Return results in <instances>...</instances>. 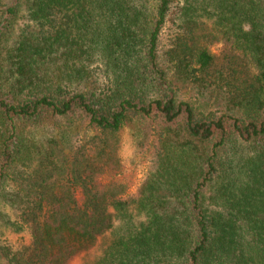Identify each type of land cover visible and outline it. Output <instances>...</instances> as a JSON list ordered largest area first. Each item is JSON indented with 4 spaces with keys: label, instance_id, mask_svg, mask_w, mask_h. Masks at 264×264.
<instances>
[{
    "label": "trees",
    "instance_id": "16d2710c",
    "mask_svg": "<svg viewBox=\"0 0 264 264\" xmlns=\"http://www.w3.org/2000/svg\"><path fill=\"white\" fill-rule=\"evenodd\" d=\"M73 260L264 264V0H0V264Z\"/></svg>",
    "mask_w": 264,
    "mask_h": 264
},
{
    "label": "rangeland",
    "instance_id": "374dc122",
    "mask_svg": "<svg viewBox=\"0 0 264 264\" xmlns=\"http://www.w3.org/2000/svg\"><path fill=\"white\" fill-rule=\"evenodd\" d=\"M217 48L218 45H214L211 49L216 51ZM88 68L98 74L92 78V81L96 78V80H98L97 82H100L102 77L99 74V70L94 67L93 64L89 65ZM136 134V131L131 128L125 127L121 130L118 147V157L121 166L120 170L115 174L105 176L103 179L104 182H121L125 186L126 194H133L136 191L148 171L150 162L149 154L147 152L135 153L134 140ZM7 239L10 240L11 243L17 244V236H8ZM70 264H77V262L73 260Z\"/></svg>",
    "mask_w": 264,
    "mask_h": 264
}]
</instances>
